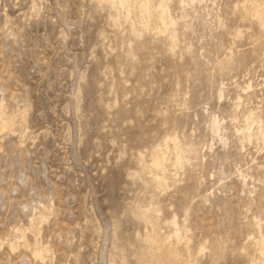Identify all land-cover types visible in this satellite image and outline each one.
<instances>
[{"label": "rangeland", "instance_id": "obj_1", "mask_svg": "<svg viewBox=\"0 0 264 264\" xmlns=\"http://www.w3.org/2000/svg\"><path fill=\"white\" fill-rule=\"evenodd\" d=\"M260 127L264 0H0V264H264Z\"/></svg>", "mask_w": 264, "mask_h": 264}, {"label": "bare ground", "instance_id": "obj_2", "mask_svg": "<svg viewBox=\"0 0 264 264\" xmlns=\"http://www.w3.org/2000/svg\"><path fill=\"white\" fill-rule=\"evenodd\" d=\"M148 1H151V0H148ZM148 4V3H147ZM172 23V22H171ZM164 28V27H163ZM168 28V27H167ZM215 127V126H214ZM213 128V127H212ZM258 134H259V136L264 140V130L260 127L259 129H258ZM179 147V146H178ZM163 152V151H162ZM165 153V152H164ZM155 177V176H154ZM161 178V176L160 175H158V176H156V179L157 180H159ZM154 179V178H153ZM158 184V183H157ZM158 232V231H157ZM150 234V233H149ZM160 234V233H159ZM175 234V233H174ZM173 234V235H174ZM162 236H164V235H162ZM162 236H161V238H162ZM178 236V235H177ZM165 239H167V238H165ZM180 239H178V241H179ZM181 241V240H180ZM257 243V242H256ZM158 245V244H157ZM164 246V245H163ZM169 247V246H168ZM174 248V247H173ZM179 249V248H178ZM39 253V252H38ZM165 254V253H164ZM171 255H172V252H171ZM164 257H166V256H164ZM167 258H168V256H167ZM180 258V257H179ZM164 260V259H163ZM160 262V261H159ZM172 263V262H171ZM178 263V262H177ZM174 264V263H173ZM179 264H180V262H179Z\"/></svg>", "mask_w": 264, "mask_h": 264}]
</instances>
